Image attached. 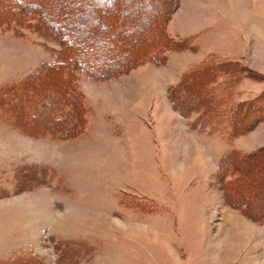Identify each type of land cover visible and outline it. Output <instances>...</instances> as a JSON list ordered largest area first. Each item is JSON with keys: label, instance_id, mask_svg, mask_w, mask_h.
I'll use <instances>...</instances> for the list:
<instances>
[{"label": "rangeland", "instance_id": "rangeland-1", "mask_svg": "<svg viewBox=\"0 0 264 264\" xmlns=\"http://www.w3.org/2000/svg\"><path fill=\"white\" fill-rule=\"evenodd\" d=\"M105 1L0 0V264H264V153L240 158L264 148V0ZM109 1L131 65L92 78L50 21ZM208 58L236 80L192 72Z\"/></svg>", "mask_w": 264, "mask_h": 264}, {"label": "trees", "instance_id": "trees-1", "mask_svg": "<svg viewBox=\"0 0 264 264\" xmlns=\"http://www.w3.org/2000/svg\"><path fill=\"white\" fill-rule=\"evenodd\" d=\"M16 1L17 3L22 2V0H15V3ZM110 2L111 1H109V5L111 7L109 8V11H107L106 14H104V16L101 17V15L98 12H95L96 16H94L91 20L84 18V20L82 19V22H78L77 20L75 22V20L69 19L66 15V12L64 13V10H62V8H59L58 10L54 9L55 11L52 9V7H49V6H45V7L43 6L42 8L43 9L42 12L50 18L52 17V13L50 10H52V12L53 11L55 12L54 16L58 18L57 19L58 21L53 20V17L51 18V21L50 20L49 21H50V24L53 25V27L57 29L56 32L58 36H60L63 42H66V44H71V45L76 44L77 45L78 44L77 42L80 41V45H79L80 51L77 53L76 56L72 57L73 59L72 61L74 62L73 63L71 62V64L74 66V63L77 62L78 65L80 66L81 71L92 78H104L106 76L111 77L116 74H119L121 70H124L129 65H131L130 62L132 59L130 60V58H128L127 60L124 61L123 57H121V61H120L121 63L118 65V63H115L117 60L116 59L113 60L112 57H110L108 53L109 50L107 48L110 47V48L115 49L116 44L114 42H117L118 40L119 41L121 40L122 42H124V35L122 33V27L117 26L115 24H111L109 22L107 23L106 21L107 15L108 16L111 14L114 15L115 13L114 11H115L116 5ZM56 5H58V3ZM55 8H58V7H55ZM98 24H100V27H102L101 30H99V28L97 27ZM123 27L127 28L126 22H125V26L123 25ZM96 30L99 33L95 32ZM103 30L106 31L107 36L102 35V33H104ZM79 32L80 34H78ZM73 34H75V36ZM112 41L114 42L112 43ZM112 45H115V46H112ZM161 48H165V45H162ZM202 63L201 65H199L200 64L199 63L198 65L194 66L192 72L196 74H206V75L209 74L210 76H217L218 73L219 74L223 73L225 74L224 77L227 78L225 80L229 82V84L232 83V82L230 83L231 80L232 81L236 80V66L241 67L238 63H236V61H232V60H218V59L212 60L211 58L210 59L208 58V60H205ZM54 67L56 69H59L58 64H55ZM68 70L69 69H65L64 72L65 74L70 75V72ZM67 75L66 77L68 78ZM227 92L228 93L222 94L220 91L216 89H212V92H210V94L209 92H206V93L211 96L210 100L213 99L215 95L216 96L222 95L221 98L217 97L216 100L218 99L221 100L222 98L232 100V96H234V93H233L234 91L232 92V94L230 93V91H227ZM73 93L74 91L71 90L70 92H66L65 94L70 96ZM53 94L56 96L58 101L63 100V96L61 92L53 91ZM230 94H231V97H230ZM232 101L229 103L228 107H225V109H222L221 110L222 112H220V114L222 115L223 114L225 115V112H227L226 115L227 117H229L228 121H227V118H225L226 120L223 121V124H224L223 127L226 128L224 130L226 131L227 134L229 133L228 134L229 137H233V135L236 134V110L240 108L239 106H236V105H239L240 103L236 104L235 101H233V103ZM54 105H55V102H52V106ZM260 110H261V105L260 106L254 105L253 111L255 113H259ZM246 111H249V110H246ZM215 116H218V115H215ZM213 124L215 125L216 123H213ZM263 153H264V148H259L249 154L247 153L243 154L245 157L242 155L243 157H240V158H246V160H253L257 157L262 156ZM240 179L241 178H239V176L236 175V181L239 180L240 182L243 183V181H241ZM227 196L228 195L225 194L226 198ZM246 206H247V201L244 200L242 201V204H236V209L241 211ZM248 217L257 221L259 217H261L260 219H263L264 214L262 215L260 214V216H256V215L252 216L251 214H249Z\"/></svg>", "mask_w": 264, "mask_h": 264}, {"label": "crops", "instance_id": "crops-1", "mask_svg": "<svg viewBox=\"0 0 264 264\" xmlns=\"http://www.w3.org/2000/svg\"><path fill=\"white\" fill-rule=\"evenodd\" d=\"M190 22H192V20L190 19L189 20V23ZM256 24H254V25H252L251 26V28L252 29H254L253 27L255 26ZM182 27V26H181ZM180 26H178V29L180 28V29H184V30H186L185 28H181ZM199 28V27H198ZM196 30V29H195ZM194 30V31H195ZM255 35L256 34H259V33H254ZM259 36H260V38L259 39H257V41H258V45L257 46H259V49L257 48V47H255V49L256 50H260L261 52H264V27L262 28V30H261V32H260V34H259ZM264 130V129H263ZM262 130V132H261V134H262V136H260V138L263 140L264 139V136H263V134H264V131ZM255 135H253V136H248V137H246L245 139H243V140H245V143H247V145L246 146H248V145H251L252 144V142L253 141H255V138H257V136L256 137H254ZM261 143V142H260ZM263 143V142H262Z\"/></svg>", "mask_w": 264, "mask_h": 264}]
</instances>
